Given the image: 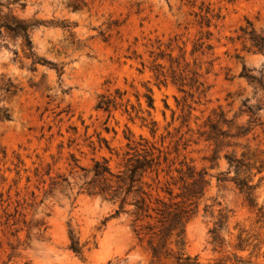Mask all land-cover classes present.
I'll return each mask as SVG.
<instances>
[{
  "label": "rangeland",
  "instance_id": "obj_1",
  "mask_svg": "<svg viewBox=\"0 0 264 264\" xmlns=\"http://www.w3.org/2000/svg\"><path fill=\"white\" fill-rule=\"evenodd\" d=\"M36 2L3 6L35 23L33 53L53 66L33 65L21 39L0 36V96L19 99L24 122L15 132L0 119V264H176L174 238L172 256L153 260L131 216L114 215L118 203L82 191L94 159L116 170L117 153L140 137L170 152L173 167L207 173L184 252L204 264L248 256L252 247H235L245 229L263 242L253 261L264 264V89L241 76L244 65L264 73V54L245 33L264 31V0H42L49 6L25 15ZM102 97L110 111L97 108ZM232 155L252 164L239 176L256 186L255 207L235 183ZM220 213L224 245L214 247ZM70 231L82 255L70 249Z\"/></svg>",
  "mask_w": 264,
  "mask_h": 264
},
{
  "label": "trees",
  "instance_id": "obj_2",
  "mask_svg": "<svg viewBox=\"0 0 264 264\" xmlns=\"http://www.w3.org/2000/svg\"><path fill=\"white\" fill-rule=\"evenodd\" d=\"M20 0H14L18 2ZM3 4H0V36L9 34L14 39H21L22 47L26 56L32 58V64L41 63L43 65L53 64L45 59L37 57L32 50L31 31L35 26L34 22L19 18L13 10L8 8V12H3ZM21 8L25 7V2L20 3ZM252 46L256 51L264 54V31L258 32L256 29L246 31ZM16 53V52H15ZM254 68L243 66L241 76L247 78L251 84L259 89H264V73L252 74ZM12 83H6L3 87L6 92L12 89ZM149 105L153 106V100L148 97ZM97 108L110 111L111 101L102 97ZM152 131H155L152 129ZM124 152L117 156V169L110 165V159H94V164L87 172L93 175L83 192L89 194H99L118 203V208L114 215L127 213L132 218V227L139 238H148L149 248L153 260H161L162 257L172 256L173 249L168 246L169 239L174 238L177 246L175 254L176 264H204L197 256H191L184 252V227L186 220L197 211L199 200L204 196L205 188L209 183L206 179L207 173L204 170L197 171L195 167L186 165V169L173 167L174 160L170 159V152L157 147L144 137L138 141L128 139ZM246 157V155H244ZM239 158L235 155L227 156L230 168H235V183L250 205L255 207L253 190L255 185L250 183L248 177H240L239 173L248 171L252 164L247 158ZM261 168L258 172H261ZM177 173L178 175H176ZM226 177L221 173L218 181H226ZM259 213L263 216L262 207ZM261 216V217H262ZM228 221V216L220 213L218 219L210 229L211 243L214 247L224 245L220 235V230ZM158 239V244H154V239ZM252 236L245 229L237 235L235 247L240 251H249L248 256H242L233 252L231 256L215 259L211 264H262L253 261V257L259 258L262 243H253ZM69 247L77 255H82L83 245L72 231L69 232ZM256 253V254H255ZM264 258V252L262 254Z\"/></svg>",
  "mask_w": 264,
  "mask_h": 264
},
{
  "label": "clouds",
  "instance_id": "obj_3",
  "mask_svg": "<svg viewBox=\"0 0 264 264\" xmlns=\"http://www.w3.org/2000/svg\"><path fill=\"white\" fill-rule=\"evenodd\" d=\"M7 0H0V4L6 3ZM49 5H46L42 2V0H37V2L34 5L30 6L29 12L25 13V15H31L32 12L36 11L38 8H46ZM92 8V13L90 15L95 16L96 12L98 11L99 6L98 5H90ZM4 13L8 12V8L5 7L3 9ZM42 16H45L44 13H41ZM57 14L55 13H48L45 18H48V16H51L52 18H55ZM62 18L66 20H74V19H82V16H77L74 13H69L67 15L60 13L59 14ZM98 19H102V17H97ZM51 75V74H50ZM23 111V106L20 104V101L18 98L13 99L7 96H0V119L5 120V129L7 131H15L19 132L23 125V120L20 119L19 114Z\"/></svg>",
  "mask_w": 264,
  "mask_h": 264
},
{
  "label": "water",
  "instance_id": "obj_4",
  "mask_svg": "<svg viewBox=\"0 0 264 264\" xmlns=\"http://www.w3.org/2000/svg\"><path fill=\"white\" fill-rule=\"evenodd\" d=\"M4 60H6V58L2 57L1 61L4 62Z\"/></svg>",
  "mask_w": 264,
  "mask_h": 264
}]
</instances>
